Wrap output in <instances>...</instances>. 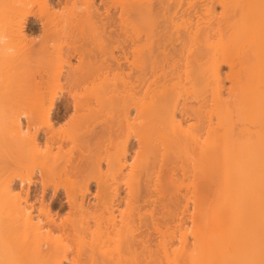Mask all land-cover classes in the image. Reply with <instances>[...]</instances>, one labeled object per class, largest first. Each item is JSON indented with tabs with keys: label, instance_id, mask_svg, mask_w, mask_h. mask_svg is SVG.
<instances>
[{
	"label": "bare ground",
	"instance_id": "6f19581e",
	"mask_svg": "<svg viewBox=\"0 0 264 264\" xmlns=\"http://www.w3.org/2000/svg\"><path fill=\"white\" fill-rule=\"evenodd\" d=\"M0 34V264H264V0H0Z\"/></svg>",
	"mask_w": 264,
	"mask_h": 264
},
{
	"label": "rangeland",
	"instance_id": "374dc122",
	"mask_svg": "<svg viewBox=\"0 0 264 264\" xmlns=\"http://www.w3.org/2000/svg\"><path fill=\"white\" fill-rule=\"evenodd\" d=\"M57 8H59V6H56V9ZM33 35V34H32ZM222 71H225L226 70V67L225 66H222ZM190 101H192V100H190ZM61 102H62V100H60V101H58V102H56V106H58V105H60L61 104ZM56 110L57 111H59V109H54L53 111H52V116H54V114H55V112H56ZM39 137H42V135H40ZM35 180H34V178L31 180V182L30 183H28V184H23L24 186H25V188H26V194H25V197L28 199V202L31 204V205H33L34 206V208L35 207H39V206H41V204H45V205H47V207H48V209H49V211H50V213H51V215H53V217L54 218H57V215L58 214H61V213H64L66 210H67V206H66V204L65 203H63V200L62 201H60L61 202V204L60 205H58V197L57 198H55L54 196H51V189L50 190H48V191H46V192H44V193H41L40 192V188H39V186L36 188L35 187V183H33ZM14 187H15V189H16V191L19 189V186H20V183H19V180L18 179H15L12 183H11ZM23 185H22V187H23ZM28 186V187H27ZM94 183H92V184H90V186H89V188H88V191H87V195L85 196V204H87V202H89L90 204L89 205H91V204H93L94 202H92V200H93V195H94ZM121 191V193H120V196L121 197H123V195H124V192H123V188L120 190ZM61 192V191H60ZM60 194V193H59ZM58 196H60V197H63V195H58ZM179 197V196H178ZM180 199V197L177 199V200H179ZM181 200V199H180ZM179 203V202H178ZM182 203V202H181ZM180 204V203H179ZM170 206H169V211H172V215H173V218L175 219V220H173V218H171V216H169V215H167V210H165V213H166V215L165 216H163V217H161V220H163L162 222H161V224H164V222H165V224L168 226V227H173V228H175V225L176 224H181V229L182 230H184V228H190L191 226H192V222H191V218H190V215L192 214V212H193V210L191 209L192 208V206L191 207H189L190 206V203L189 204H187L188 205V209H190V211L188 210V211H185V212H183V213H180V211H179V209H181V208H179V207H177L176 209H174L175 208V206H174V204L173 203H170L169 204ZM181 205V204H180ZM155 207H153V209H154ZM163 210V211H164ZM168 211V212H169ZM176 213H178V215L177 216H175V214ZM153 214H155L154 215V217H160L158 214H157V209L155 210H153ZM145 223H148V221H146V222H143V223H140V227H144L145 225ZM172 228V229H173ZM189 239H191V238H189Z\"/></svg>",
	"mask_w": 264,
	"mask_h": 264
},
{
	"label": "clouds",
	"instance_id": "9594fccd",
	"mask_svg": "<svg viewBox=\"0 0 264 264\" xmlns=\"http://www.w3.org/2000/svg\"><path fill=\"white\" fill-rule=\"evenodd\" d=\"M7 42V37L4 36L3 34H0V46L5 45ZM13 51L12 48H7V52L11 53Z\"/></svg>",
	"mask_w": 264,
	"mask_h": 264
}]
</instances>
